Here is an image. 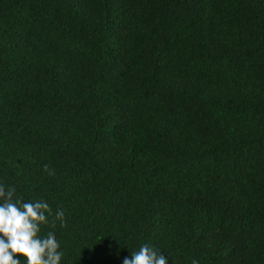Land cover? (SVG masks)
I'll return each instance as SVG.
<instances>
[{
    "label": "trees",
    "instance_id": "obj_1",
    "mask_svg": "<svg viewBox=\"0 0 264 264\" xmlns=\"http://www.w3.org/2000/svg\"><path fill=\"white\" fill-rule=\"evenodd\" d=\"M0 181L63 264H264V0H0Z\"/></svg>",
    "mask_w": 264,
    "mask_h": 264
},
{
    "label": "clouds",
    "instance_id": "obj_2",
    "mask_svg": "<svg viewBox=\"0 0 264 264\" xmlns=\"http://www.w3.org/2000/svg\"><path fill=\"white\" fill-rule=\"evenodd\" d=\"M49 171L48 166L44 169ZM52 174V173H49ZM50 204L43 199L25 202L16 188L0 181V264H63L65 253L54 231L43 228L59 221L64 224L65 213L58 210L54 218ZM119 256V252H116ZM123 264H169L162 252L143 244L131 252ZM192 264H199L193 260Z\"/></svg>",
    "mask_w": 264,
    "mask_h": 264
}]
</instances>
